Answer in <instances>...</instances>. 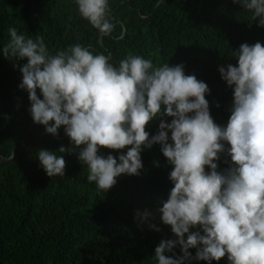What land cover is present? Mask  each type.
Returning <instances> with one entry per match:
<instances>
[{"label": "clouds", "instance_id": "9594fccd", "mask_svg": "<svg viewBox=\"0 0 264 264\" xmlns=\"http://www.w3.org/2000/svg\"><path fill=\"white\" fill-rule=\"evenodd\" d=\"M232 2L264 28V0ZM74 3L101 38L112 36L109 0ZM7 32L10 39L0 52L27 60L14 68L22 74L19 88L28 93L34 123L54 137L63 128L70 138V146L58 151H37L48 177H65V154L76 153L87 166V180L106 193L122 175L140 176L143 151L158 144L172 166L173 187L155 215L173 238L155 248L156 264H219L225 257L227 264H264V43L241 44L230 55L238 63L219 67L233 90L229 120L220 125L206 99L209 85L186 74L183 63L157 65L129 52L117 64L80 42L53 51L43 35L15 26ZM157 119L152 135L146 126ZM102 149L127 150L117 158ZM222 155L228 167L218 170ZM153 215L136 210L134 219L161 232L150 223Z\"/></svg>", "mask_w": 264, "mask_h": 264}, {"label": "trees", "instance_id": "16d2710c", "mask_svg": "<svg viewBox=\"0 0 264 264\" xmlns=\"http://www.w3.org/2000/svg\"><path fill=\"white\" fill-rule=\"evenodd\" d=\"M109 4L116 29L111 37L101 38L79 15L74 0H0V48L10 39L8 27L15 26L33 37L43 35L53 51L80 42L110 54L117 64L129 52L157 65L183 63L186 74L209 85L211 115L217 124L226 125L233 90L218 69L238 63L230 55L241 44L264 43L258 20L232 0ZM17 63L22 66L27 60H10L0 52V264H156L155 248L162 239L173 238L170 226L155 215L173 187L172 166L161 146L143 151L140 176L122 175L106 193L87 180V166L76 153L65 154V177H48L37 151H58L70 146V138L63 128L54 137L34 123L28 93L19 88L22 74L14 68ZM159 123L160 119L150 122L146 131L155 135ZM126 150L102 153L118 158ZM225 158L221 156L218 170L228 167ZM145 209L153 212L150 223L161 232L134 219L136 210ZM190 251L195 255V249ZM176 252L182 254L179 247ZM219 264H227V258Z\"/></svg>", "mask_w": 264, "mask_h": 264}]
</instances>
